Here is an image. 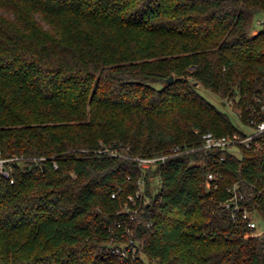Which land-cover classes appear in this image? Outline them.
Returning <instances> with one entry per match:
<instances>
[{
    "label": "trees",
    "instance_id": "trees-1",
    "mask_svg": "<svg viewBox=\"0 0 264 264\" xmlns=\"http://www.w3.org/2000/svg\"><path fill=\"white\" fill-rule=\"evenodd\" d=\"M261 12L264 0H0V148L25 157L12 182L0 175V264H264V232L245 235L222 204L237 183L263 205L264 141L145 170L133 158L200 147L196 130L243 133L197 87L239 107L264 92ZM139 179L140 250L121 260L107 226Z\"/></svg>",
    "mask_w": 264,
    "mask_h": 264
},
{
    "label": "built area",
    "instance_id": "built-area-1",
    "mask_svg": "<svg viewBox=\"0 0 264 264\" xmlns=\"http://www.w3.org/2000/svg\"><path fill=\"white\" fill-rule=\"evenodd\" d=\"M234 102L232 99L227 103ZM235 103V102H234ZM229 104V103H228ZM236 104V103H235ZM237 116L240 121V127L243 133L216 134L211 130L196 132L200 133V147H189L187 145H174L169 151L151 156L133 157L138 161L142 169L156 166L164 162L167 157L188 153L194 149H226L243 146L247 149L257 151L262 148L264 141V92L254 93L251 97H246L242 106H237ZM113 153V152H112ZM25 157L23 155L11 154L5 155L0 148V175L13 181V172L15 163L20 162ZM44 159V157H39ZM225 159L222 155L219 163ZM54 166L57 163L54 161ZM222 174L218 170H210L207 173V186L218 185V180ZM139 188L135 193L127 196L125 202L117 210L118 218L107 226L111 231V237L107 244L106 251L112 255L118 256L121 260L134 258L140 250L137 240L134 238L135 224L142 206L149 201L143 192L144 180H138ZM228 196L223 201V206L229 212L232 221L236 224L246 226L249 231L245 234L260 235L264 232V203L260 206L257 202L250 203L244 192L240 189L239 184L234 183L227 188ZM115 196V193L112 194ZM262 221V223H261Z\"/></svg>",
    "mask_w": 264,
    "mask_h": 264
},
{
    "label": "rangeland",
    "instance_id": "rangeland-1",
    "mask_svg": "<svg viewBox=\"0 0 264 264\" xmlns=\"http://www.w3.org/2000/svg\"><path fill=\"white\" fill-rule=\"evenodd\" d=\"M255 25H254V30L253 32H256L257 29H260L262 27V21H264V12H261L258 14L257 18L255 19ZM198 92L204 96L207 100H209L210 102H212L213 104H215L220 110L227 112L232 120L238 125L240 126V121L238 119L237 116V112H238V107L234 102H229L228 103H224L222 104L221 99L219 98L218 95H216L215 93L209 91L208 89L202 87V86H198L197 87ZM159 181H154L153 182V191L156 189V185H158ZM262 223V221H261Z\"/></svg>",
    "mask_w": 264,
    "mask_h": 264
},
{
    "label": "water",
    "instance_id": "water-1",
    "mask_svg": "<svg viewBox=\"0 0 264 264\" xmlns=\"http://www.w3.org/2000/svg\"><path fill=\"white\" fill-rule=\"evenodd\" d=\"M172 80H173V77H172V76H170V77L168 78V82H169V83H171V82H172Z\"/></svg>",
    "mask_w": 264,
    "mask_h": 264
}]
</instances>
